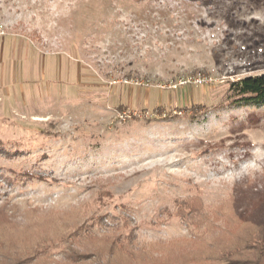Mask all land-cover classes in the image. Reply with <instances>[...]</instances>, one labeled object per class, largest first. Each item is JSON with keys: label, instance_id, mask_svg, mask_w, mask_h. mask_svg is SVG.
I'll return each mask as SVG.
<instances>
[{"label": "rangeland", "instance_id": "obj_1", "mask_svg": "<svg viewBox=\"0 0 264 264\" xmlns=\"http://www.w3.org/2000/svg\"><path fill=\"white\" fill-rule=\"evenodd\" d=\"M262 75L264 0H0V253L25 255L72 209L136 246L249 221L264 209V106L220 103ZM196 104L211 109L189 117ZM193 197L205 216L184 221ZM92 241L80 252H109Z\"/></svg>", "mask_w": 264, "mask_h": 264}, {"label": "trees", "instance_id": "obj_2", "mask_svg": "<svg viewBox=\"0 0 264 264\" xmlns=\"http://www.w3.org/2000/svg\"><path fill=\"white\" fill-rule=\"evenodd\" d=\"M226 98L221 102L222 107L238 105H263L264 106V75L260 77H247L229 85ZM121 110L125 107H121ZM158 109V108H157ZM189 117L195 118L198 114L205 113L211 109L206 104H196L183 108ZM161 114L165 109L159 108ZM165 114V113H164ZM166 117H178L177 114L169 112ZM29 175V174H28ZM198 197L188 198L180 202V216L188 221L191 212L194 215L205 216L201 213L202 207L197 202ZM2 208H0L1 210ZM186 210H190L187 212ZM35 211V209H30ZM13 211L12 217L15 216ZM86 216V215H85ZM10 216L0 212V229L7 223ZM78 211L68 210L57 218V224L52 228L41 231L38 242L33 247H26L28 252L23 255L7 256L0 253V264H121V259H126L129 264H264V209L254 214L247 222L238 219L235 228L233 224L212 225V236L199 235L194 240L178 239L170 242L157 241L150 244L136 246L134 237L128 238L107 235L98 238L94 235L92 225H87L80 219ZM103 221V218L98 220ZM84 237L85 240H84ZM207 238H205V237ZM0 235V250H4L7 241H2ZM95 244L102 240L109 246L108 253L80 252L85 245L83 241H91ZM42 244H46L42 245ZM64 259L61 262L50 259L54 248L63 246ZM82 245V246H81ZM41 246V247H40ZM85 249H87L85 247ZM0 251V252H1ZM145 253V260L141 257ZM116 254V255H115ZM118 254V255H117ZM36 262V263H35Z\"/></svg>", "mask_w": 264, "mask_h": 264}, {"label": "built area", "instance_id": "obj_3", "mask_svg": "<svg viewBox=\"0 0 264 264\" xmlns=\"http://www.w3.org/2000/svg\"><path fill=\"white\" fill-rule=\"evenodd\" d=\"M132 115H136L135 112H131L130 110H125L121 114H119L120 119L131 118Z\"/></svg>", "mask_w": 264, "mask_h": 264}]
</instances>
